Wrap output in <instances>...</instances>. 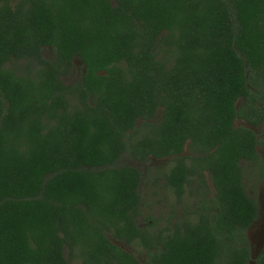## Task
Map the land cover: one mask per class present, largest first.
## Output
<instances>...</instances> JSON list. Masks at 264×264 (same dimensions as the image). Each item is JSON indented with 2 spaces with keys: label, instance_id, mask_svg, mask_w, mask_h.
I'll return each mask as SVG.
<instances>
[{
  "label": "trees",
  "instance_id": "16d2710c",
  "mask_svg": "<svg viewBox=\"0 0 264 264\" xmlns=\"http://www.w3.org/2000/svg\"><path fill=\"white\" fill-rule=\"evenodd\" d=\"M236 118L264 134V0H0V264H140L111 237L149 264H248L241 161L263 164ZM124 152L168 157L177 202L203 190L193 210L139 225Z\"/></svg>",
  "mask_w": 264,
  "mask_h": 264
},
{
  "label": "rangeland",
  "instance_id": "374dc122",
  "mask_svg": "<svg viewBox=\"0 0 264 264\" xmlns=\"http://www.w3.org/2000/svg\"><path fill=\"white\" fill-rule=\"evenodd\" d=\"M43 56L51 59L53 56L50 46H44L42 49ZM17 63L22 64L24 60H18ZM83 73V64L78 56L73 58L72 68L65 74L61 75V79L65 83H75L80 80ZM161 117V108L156 110L155 116L150 119L152 121H159ZM141 120L138 119L137 123ZM234 125L244 124L248 125L257 134L259 143L256 148L260 155L263 167L260 163H254L251 161L242 160V181L246 192L256 200L257 203V216L247 228V236L251 246V258L248 264L254 263L255 253L259 251L261 245L264 243V134L262 125H250L241 119H235ZM182 153H190V150L185 146ZM130 163L135 165L142 172V184L141 190L143 195L142 202V214L138 218L139 225H144L151 222V220H157L158 226H163L166 223V217L168 215H174V218L182 217L185 213L193 210L195 203L198 202L200 196H202L203 190L200 192L197 190L196 183L194 182L190 189L187 188L183 193L180 202H177L175 195L165 184V178L163 172L170 164L168 157L157 158L148 156L144 161H139L131 158L128 153L124 152L116 160L114 165H122ZM206 187H208V193H214V187L211 184V180L208 172L205 174ZM146 215L152 217L147 219ZM117 244L123 248L129 250L138 258L140 264H149L145 250L140 246H134L128 244L122 240L114 239ZM67 255V251L65 250ZM74 263V262H72Z\"/></svg>",
  "mask_w": 264,
  "mask_h": 264
},
{
  "label": "water",
  "instance_id": "95a60500",
  "mask_svg": "<svg viewBox=\"0 0 264 264\" xmlns=\"http://www.w3.org/2000/svg\"><path fill=\"white\" fill-rule=\"evenodd\" d=\"M251 224H252V223H251ZM249 226H250V225H249ZM249 226H248V227H249ZM263 245H264V243L261 245V247H262ZM261 247H260V249H261ZM260 249H259V250H260ZM258 252H259V251H257V252L255 253V256L258 254ZM249 261H251V260H249ZM252 264H255V262H254V263L252 262Z\"/></svg>",
  "mask_w": 264,
  "mask_h": 264
},
{
  "label": "flooded vegetation",
  "instance_id": "af4514ba",
  "mask_svg": "<svg viewBox=\"0 0 264 264\" xmlns=\"http://www.w3.org/2000/svg\"><path fill=\"white\" fill-rule=\"evenodd\" d=\"M152 119V118H151ZM237 119H240V118H237ZM241 120H243V119H241ZM243 121H245V120H243ZM246 122V121H245ZM247 123V122H246ZM251 125V124H250ZM254 126H256V125H254ZM257 146V145H256ZM257 149V148H256ZM117 240V239H116Z\"/></svg>",
  "mask_w": 264,
  "mask_h": 264
}]
</instances>
